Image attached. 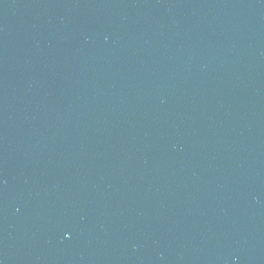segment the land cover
<instances>
[{
	"label": "water",
	"instance_id": "1",
	"mask_svg": "<svg viewBox=\"0 0 264 264\" xmlns=\"http://www.w3.org/2000/svg\"><path fill=\"white\" fill-rule=\"evenodd\" d=\"M0 264H264V0H0Z\"/></svg>",
	"mask_w": 264,
	"mask_h": 264
}]
</instances>
